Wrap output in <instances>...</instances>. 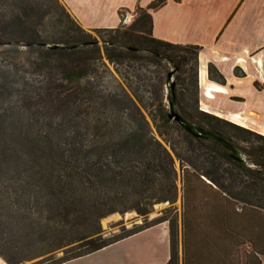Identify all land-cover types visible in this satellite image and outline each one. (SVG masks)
Returning a JSON list of instances; mask_svg holds the SVG:
<instances>
[{
	"label": "trees",
	"instance_id": "trees-1",
	"mask_svg": "<svg viewBox=\"0 0 264 264\" xmlns=\"http://www.w3.org/2000/svg\"><path fill=\"white\" fill-rule=\"evenodd\" d=\"M167 1L138 5L130 25L121 11L118 27L92 29L106 33L101 45L60 0H0V175H9L4 199L15 206L22 201L15 213L39 229L37 251H0L7 264H64L163 223L169 228L167 264H231L225 252L235 242L250 246L242 264H264V215L252 212H264V136L200 110L201 47L152 34L150 11ZM54 9L65 22L49 24ZM136 60L164 70L163 87L156 85L149 100L96 79L107 62ZM170 74L174 82L168 84ZM211 74L226 83L222 74ZM173 101L182 118L226 138L245 161L170 119ZM176 160L181 231L176 217H161L105 238L101 219L134 211L145 216L155 204L178 200ZM76 243L79 250L53 256Z\"/></svg>",
	"mask_w": 264,
	"mask_h": 264
},
{
	"label": "crops",
	"instance_id": "crops-1",
	"mask_svg": "<svg viewBox=\"0 0 264 264\" xmlns=\"http://www.w3.org/2000/svg\"><path fill=\"white\" fill-rule=\"evenodd\" d=\"M61 1L83 28L92 30L116 28L122 22L121 11L131 15L138 5L147 8L154 0ZM150 13L154 37L201 47L200 110L264 136V0H168ZM236 69L243 75L238 76ZM211 70L222 74L226 83L216 81ZM134 241L140 254L129 252L120 258V264H167L169 228L166 233L162 225L64 264L101 257ZM112 263L118 264L117 260Z\"/></svg>",
	"mask_w": 264,
	"mask_h": 264
},
{
	"label": "rangeland",
	"instance_id": "rangeland-1",
	"mask_svg": "<svg viewBox=\"0 0 264 264\" xmlns=\"http://www.w3.org/2000/svg\"><path fill=\"white\" fill-rule=\"evenodd\" d=\"M61 1V0H60ZM62 2V1H61ZM50 15L51 25L59 24L60 20L66 21V18L61 14L59 10H52ZM135 10L131 15L124 14L123 22L127 24H132L137 18V15L134 16ZM92 37L101 42L102 36H105V32H96L94 30H88ZM102 45V42L100 43ZM140 61H130L124 63L112 64L107 62V68L100 67L99 76L96 78L97 80H102L105 87L110 90H118L120 91V87L126 89L128 92H132L135 90L139 95H143L145 100H149L151 97L150 92L154 90V87L157 85L158 87H163V77L164 70L160 66L152 65L151 63H145ZM162 81V82H161ZM115 91V92H116ZM165 94L168 92V88L164 86ZM148 114L147 112H145ZM148 116V115H147ZM149 118V116H148ZM150 122L151 119L149 118ZM152 124V123H151ZM154 134L159 137L158 132L154 125L152 124ZM160 138V137H159ZM161 139V138H160ZM162 140V139H161ZM176 166L178 170V200L173 203H158L155 204L150 211L149 214L142 216L137 212H128L125 214L115 213L108 217L101 219V227L103 230L104 237L107 239H111L113 237H117L122 234L125 230H132L135 228H140L151 224L155 219L161 217H176V221L178 222V229L181 231V216H182V200H181V172L179 162L176 160ZM6 165L4 166V168ZM16 169H21V165ZM8 179L9 175L5 176L0 175V251L4 254L13 253L18 248H22L27 251H37L36 239L37 235L39 236V229L34 230L27 225V221H25L23 217V213H15V211L19 210L22 206V201L17 203L16 206L12 203H8L7 199H4L8 193L3 192L4 188L8 187ZM4 199V200H3ZM2 200V201H1ZM254 215L257 217H262L264 212L256 213L252 210ZM249 215L250 212L248 213ZM22 215V216H20ZM45 219H49V214L45 212ZM162 225V230L164 232H168V225L166 223L160 224ZM83 227L81 226L80 230ZM178 232L180 233V231ZM134 241L132 244L125 243L123 245L117 246L116 248H112L109 251L105 252V254L100 256H95L89 258L85 261H82L78 264H113L114 260H117L118 264L121 257H126L129 252L136 251V255L140 254L139 246L137 242ZM11 244H16V249L11 247ZM33 246V248H31ZM79 243L72 244L65 248H62L58 252L54 253L53 256L55 258H60L64 255V252L67 250H79ZM229 248V246H228ZM179 251L180 255L182 253V243L181 236L179 239ZM250 251V246H241L239 242H235L231 249L225 252V258L227 262L231 264H242L245 259V255L249 254L246 252ZM52 254H47L42 256L40 259L47 258ZM221 256V255H220ZM141 257V255L139 256ZM134 258H132L133 260ZM39 260V259H38ZM37 261L34 260L33 262ZM150 264V262L141 261L140 264ZM0 264H7L6 261L0 256ZM29 264V263H27ZM124 264V263H122ZM252 264H254L252 262Z\"/></svg>",
	"mask_w": 264,
	"mask_h": 264
},
{
	"label": "water",
	"instance_id": "water-1",
	"mask_svg": "<svg viewBox=\"0 0 264 264\" xmlns=\"http://www.w3.org/2000/svg\"><path fill=\"white\" fill-rule=\"evenodd\" d=\"M168 84L173 81L172 74L168 76L167 79ZM171 114L170 119L176 120L187 132H189L192 136L197 138H202L205 140H214L223 145L228 150L232 151L235 158L241 162L245 161L244 155L238 150L230 141L226 138L217 135L211 131L205 130L203 128H197L192 124L188 123L184 118H182L176 111H175V102L173 101L171 104Z\"/></svg>",
	"mask_w": 264,
	"mask_h": 264
}]
</instances>
